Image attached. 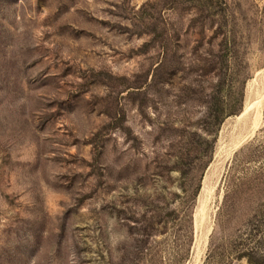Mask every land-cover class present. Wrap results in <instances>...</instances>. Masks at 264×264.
<instances>
[{
    "label": "rangeland",
    "instance_id": "1",
    "mask_svg": "<svg viewBox=\"0 0 264 264\" xmlns=\"http://www.w3.org/2000/svg\"><path fill=\"white\" fill-rule=\"evenodd\" d=\"M263 75L264 0H0V264H251Z\"/></svg>",
    "mask_w": 264,
    "mask_h": 264
},
{
    "label": "bare ground",
    "instance_id": "2",
    "mask_svg": "<svg viewBox=\"0 0 264 264\" xmlns=\"http://www.w3.org/2000/svg\"><path fill=\"white\" fill-rule=\"evenodd\" d=\"M261 72L262 71H260L258 74H260ZM252 81H253L252 86L250 87V92L248 93L249 95L245 102V111L241 113V115L236 116L237 117L236 122L239 127V131H238L239 133L233 145L231 146V149H229L231 154L234 152V150L239 148L249 136H251L254 133V131L260 125L261 119L263 117L264 75L262 78V82L261 83L259 82L260 84L258 83V86H256V88H254L253 85L258 81V79L254 78V80ZM250 110L253 113L251 119L248 118V112ZM205 188L207 189L206 185ZM209 229L210 231L212 230V228Z\"/></svg>",
    "mask_w": 264,
    "mask_h": 264
},
{
    "label": "trees",
    "instance_id": "3",
    "mask_svg": "<svg viewBox=\"0 0 264 264\" xmlns=\"http://www.w3.org/2000/svg\"><path fill=\"white\" fill-rule=\"evenodd\" d=\"M264 213L257 216L255 220L251 219L249 221L250 235L255 239V244L246 247L241 251L240 256H246L251 264H264V240L262 236L264 235ZM242 232V230H241Z\"/></svg>",
    "mask_w": 264,
    "mask_h": 264
}]
</instances>
